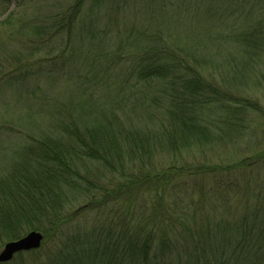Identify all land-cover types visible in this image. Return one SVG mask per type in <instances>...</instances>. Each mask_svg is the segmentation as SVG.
Here are the masks:
<instances>
[{
  "label": "trees",
  "instance_id": "1",
  "mask_svg": "<svg viewBox=\"0 0 264 264\" xmlns=\"http://www.w3.org/2000/svg\"><path fill=\"white\" fill-rule=\"evenodd\" d=\"M14 2L32 115L4 124L24 139L2 242L42 231L18 253L40 264H264V0Z\"/></svg>",
  "mask_w": 264,
  "mask_h": 264
},
{
  "label": "rangeland",
  "instance_id": "2",
  "mask_svg": "<svg viewBox=\"0 0 264 264\" xmlns=\"http://www.w3.org/2000/svg\"><path fill=\"white\" fill-rule=\"evenodd\" d=\"M14 5H15L14 0H10L7 3V6H9L7 10H2L4 4L3 2L1 3L0 1V21H2L13 10ZM43 10L44 8H41L40 11L42 12ZM190 17L184 20L183 29L189 27L190 28L189 31H192L195 30V27L192 21L190 20ZM174 20L180 21L181 17H176L174 18ZM9 32L10 31L7 29L5 25L0 24V175L3 174L4 169L9 168V167L5 168V165L9 164L10 162L12 163V161L15 160L20 142H22L24 139L22 135L17 134V129L16 127L14 128L15 125L4 126V124H8V125L13 124L10 120L14 119V121H16L17 118H19L17 117L18 114L32 115L31 114L32 108H30L31 106L30 99L27 93L23 91H19L17 89V82H15V79L10 80V78H8L9 75L14 74V68L17 65V61L15 58V52L17 50L16 48L17 41L14 39V35L13 36L10 35ZM160 158L162 161H164L162 157H159L158 159ZM199 158L201 159V157ZM184 160L186 162L192 161L193 152L184 154ZM79 202L80 201H78V203ZM30 231L32 230L31 229L29 230L27 227L22 228L21 235L18 234L19 237L17 239L25 236ZM11 240H16V239H9V240L6 239L3 242L0 239V252L4 248L5 244ZM37 257H38L37 254H28L26 258H19L17 253L13 258L14 259L13 262L8 261L4 263L19 264V262L17 261H23L24 264H40L41 260L37 259Z\"/></svg>",
  "mask_w": 264,
  "mask_h": 264
},
{
  "label": "water",
  "instance_id": "3",
  "mask_svg": "<svg viewBox=\"0 0 264 264\" xmlns=\"http://www.w3.org/2000/svg\"><path fill=\"white\" fill-rule=\"evenodd\" d=\"M43 240L44 235L42 232L38 230H32L19 239L7 242L0 252V263L11 261L19 252L39 248Z\"/></svg>",
  "mask_w": 264,
  "mask_h": 264
}]
</instances>
